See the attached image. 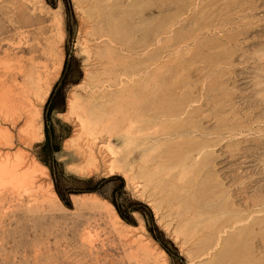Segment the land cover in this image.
Masks as SVG:
<instances>
[{"label":"rangeland","instance_id":"obj_1","mask_svg":"<svg viewBox=\"0 0 264 264\" xmlns=\"http://www.w3.org/2000/svg\"><path fill=\"white\" fill-rule=\"evenodd\" d=\"M0 169V264H264V0H0Z\"/></svg>","mask_w":264,"mask_h":264},{"label":"bare ground","instance_id":"obj_2","mask_svg":"<svg viewBox=\"0 0 264 264\" xmlns=\"http://www.w3.org/2000/svg\"><path fill=\"white\" fill-rule=\"evenodd\" d=\"M32 132H33V137L35 138L36 137V133H34V130H32ZM23 163L22 162H19L18 164H16L15 165V168L16 169H14V172H16L15 174V177H14V179L16 180V185L17 186H19V187H23L26 183H28L29 181L31 182V183H33V181H34V179H30V177L29 176H27V173L26 172H21V165H22ZM20 172H21V174H20ZM10 173V172H9ZM0 182H2V181H4V179H5V173H3L2 172V170L0 169ZM11 174H12V171H11ZM12 176H14V175H12ZM13 182H14V180H13ZM17 189V188H16ZM16 192V191H15ZM15 195H17V192H16V194ZM19 195V194H18Z\"/></svg>","mask_w":264,"mask_h":264}]
</instances>
